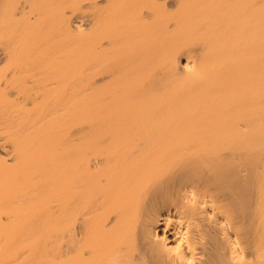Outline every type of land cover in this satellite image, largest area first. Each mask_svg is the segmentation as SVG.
Here are the masks:
<instances>
[{
    "label": "bare ground",
    "instance_id": "1",
    "mask_svg": "<svg viewBox=\"0 0 264 264\" xmlns=\"http://www.w3.org/2000/svg\"><path fill=\"white\" fill-rule=\"evenodd\" d=\"M0 264H264V0H0Z\"/></svg>",
    "mask_w": 264,
    "mask_h": 264
}]
</instances>
